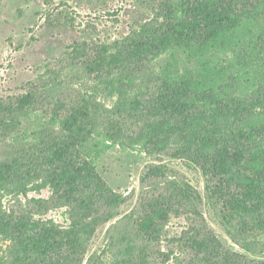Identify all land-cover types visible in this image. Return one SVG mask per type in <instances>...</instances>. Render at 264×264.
<instances>
[{
  "label": "rangeland",
  "instance_id": "rangeland-1",
  "mask_svg": "<svg viewBox=\"0 0 264 264\" xmlns=\"http://www.w3.org/2000/svg\"><path fill=\"white\" fill-rule=\"evenodd\" d=\"M180 3L181 0H0V162H15L23 174L40 171L37 181L29 184L27 194L0 192V201L9 212L31 214V232L36 233L69 228L74 218L82 216L84 203L107 189L123 194L125 200L111 208L109 219L106 209L101 213L83 264H88L90 258L95 264H122L140 250L147 252L149 264L196 263L199 256L181 241L184 233L193 229V214L188 211L191 207L181 215L171 216L159 242L141 233L134 215L146 206L151 209L149 202L156 197L185 184L201 194L203 219L227 249L264 260V227L243 213L228 221L222 202L210 198L209 181L200 166L168 152H150L145 141L128 145L110 135L116 121L132 133L131 122L147 105L148 87L157 80L191 79L200 88L241 98L263 91L264 48L258 45L255 51L244 45L253 34L264 32V19H246L239 30L238 47L200 51L174 42L151 57L142 72L123 62L110 63L93 73L87 69L101 54L108 57L131 36L141 35L142 25L161 26L165 22L164 10L169 6L178 12L175 8ZM76 42L89 45L88 55L78 61L70 56ZM30 93L34 97L32 105L23 111L18 129L10 132L1 122V106L17 105ZM85 100L90 102L89 116L84 117L85 132L78 142L72 137L77 132L67 130L63 120L72 106ZM253 118L247 116L227 127L248 128ZM257 118L264 119V115ZM155 166H162L164 175L144 180ZM61 168L76 170L83 180L70 185L72 189L57 191L45 186L43 176ZM21 247V242L0 233V264L17 256L16 249Z\"/></svg>",
  "mask_w": 264,
  "mask_h": 264
},
{
  "label": "trees",
  "instance_id": "trees-1",
  "mask_svg": "<svg viewBox=\"0 0 264 264\" xmlns=\"http://www.w3.org/2000/svg\"><path fill=\"white\" fill-rule=\"evenodd\" d=\"M175 9L178 12L168 6L161 26L142 25L141 35L131 36L120 50L108 57L101 54L87 69L93 73L110 63L123 62L142 72L147 69L151 57L174 42L189 49L197 47L200 51L238 47L239 30L246 19H264V0H181ZM256 35L253 34L244 47L249 45L255 51L258 45L264 48V32ZM71 47L70 56L74 61L88 55L87 42H76ZM147 94V105L135 114V122H131L132 133H127L116 121V129L110 132L114 140L128 145L145 141L150 152H168L175 158L191 160L204 171L209 181L210 198L222 202L228 221L243 213L264 227V119L257 118L264 115V90L249 98L233 97L212 88H200L191 79H184L177 82L157 80L148 87ZM33 100L30 93L17 105L3 104V126L10 132L17 130L23 111ZM89 106L88 100L72 106L68 118L63 120L67 130L72 134L77 132L72 137L78 142L85 132L84 117L89 116ZM247 116L254 117L248 128L228 129L231 122L235 124ZM80 171L81 167L79 175ZM76 172L63 168L49 170L43 176L44 185L57 191L76 186L83 180ZM39 174V170L23 174L15 162L2 161L0 192L25 195L29 184L36 182ZM162 175L163 167L155 166L143 179ZM124 198L123 194L107 189L84 203L82 216L74 218L69 228L55 227L36 233L31 232V214L9 212L0 201V233L22 243V247L16 249L17 256L4 264H83L101 213L106 209V219H109L111 208L122 203ZM149 207L151 209L146 206L134 215L141 233L152 242L162 240L172 215H181L184 209L191 207L188 211L193 214V229L185 232L181 241L189 244L199 256L192 264H264V260L250 259L224 246L217 233L206 225L202 196L190 184L177 186L173 192L156 197L149 202ZM91 260L88 264H95ZM123 262L149 264V256L145 250H140Z\"/></svg>",
  "mask_w": 264,
  "mask_h": 264
}]
</instances>
